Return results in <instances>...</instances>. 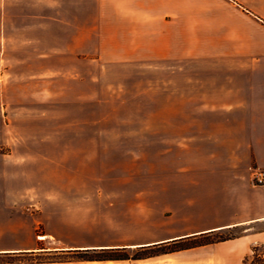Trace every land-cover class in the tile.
<instances>
[{
  "label": "rangeland",
  "instance_id": "1",
  "mask_svg": "<svg viewBox=\"0 0 264 264\" xmlns=\"http://www.w3.org/2000/svg\"><path fill=\"white\" fill-rule=\"evenodd\" d=\"M140 13L135 4L91 0L89 50L33 51L11 36L3 44L0 2V253L10 254L0 260L37 264L13 254L37 252L35 259L53 261L42 264L67 263L60 259L71 256L54 249L80 244L81 228L116 243L150 238L146 222L157 216L147 212V187L160 184L182 135L206 113L163 100L161 67L151 61L226 52L195 51L193 42L183 50L148 48L154 28L137 25ZM119 26L142 35L115 48ZM201 33L204 48L209 26ZM35 73L41 77L33 80ZM18 75L27 81L15 82Z\"/></svg>",
  "mask_w": 264,
  "mask_h": 264
},
{
  "label": "crops",
  "instance_id": "2",
  "mask_svg": "<svg viewBox=\"0 0 264 264\" xmlns=\"http://www.w3.org/2000/svg\"><path fill=\"white\" fill-rule=\"evenodd\" d=\"M99 1H113L122 8L135 4L141 12L137 25L154 28L147 34L148 48L183 50L193 42L195 51H225L226 57L215 58L211 53L208 59L151 61L152 67H161L163 100H177L178 110L206 113L200 122L196 119L192 134L182 135L175 161L163 165L160 184L147 187V212L157 216L146 222L150 238L116 243L81 228L77 230L80 244L54 250L135 249L185 243L217 232L245 235L140 260L55 264H245L253 258V249L264 244V228L260 229L264 226V186L252 183L254 170L264 169V0ZM0 2L3 44L11 36L33 51L89 50L91 0ZM187 25L193 27L188 34ZM207 25L209 43L202 48L201 28ZM121 28L114 33L115 48L124 49L129 35H142ZM250 43L259 52L257 57H248ZM2 65L6 66L4 60ZM6 78L3 71V81ZM12 78L27 81L19 75ZM182 99L193 101L184 106Z\"/></svg>",
  "mask_w": 264,
  "mask_h": 264
},
{
  "label": "trees",
  "instance_id": "3",
  "mask_svg": "<svg viewBox=\"0 0 264 264\" xmlns=\"http://www.w3.org/2000/svg\"><path fill=\"white\" fill-rule=\"evenodd\" d=\"M245 235V232H217L210 236H204L198 239H191L185 243H169V244H156L152 246L140 247V248H108V249H94V250H68V251H55V255H68L71 257L60 259L61 262H73V261H127V260H140L146 259L162 254L174 253L185 249H190L202 245L224 242L228 240H234ZM264 248L262 246L255 247L253 249V258L246 259L245 264H264V257L259 254V250ZM61 252V253H59ZM46 253H53L46 252ZM15 257H31L33 258L32 263L42 264V263H53L52 260H39L36 257L42 256V254L37 252H20L13 253ZM9 253H0V258L9 256ZM22 261V260H20ZM13 261L0 260V264H12Z\"/></svg>",
  "mask_w": 264,
  "mask_h": 264
},
{
  "label": "built area",
  "instance_id": "4",
  "mask_svg": "<svg viewBox=\"0 0 264 264\" xmlns=\"http://www.w3.org/2000/svg\"><path fill=\"white\" fill-rule=\"evenodd\" d=\"M252 183L255 186H264V169L256 168L254 170ZM262 257H264V254Z\"/></svg>",
  "mask_w": 264,
  "mask_h": 264
},
{
  "label": "bare ground",
  "instance_id": "5",
  "mask_svg": "<svg viewBox=\"0 0 264 264\" xmlns=\"http://www.w3.org/2000/svg\"><path fill=\"white\" fill-rule=\"evenodd\" d=\"M40 238H41V239H44L45 237H44V236H41Z\"/></svg>",
  "mask_w": 264,
  "mask_h": 264
}]
</instances>
